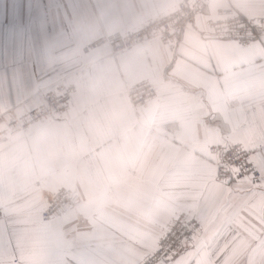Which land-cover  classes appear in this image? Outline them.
I'll return each mask as SVG.
<instances>
[{
    "label": "crops",
    "instance_id": "obj_1",
    "mask_svg": "<svg viewBox=\"0 0 264 264\" xmlns=\"http://www.w3.org/2000/svg\"><path fill=\"white\" fill-rule=\"evenodd\" d=\"M181 1L0 0V131L58 82L77 87L65 116L0 143L1 219L24 232L45 227L69 264L142 262L186 210L181 195L209 178V147L264 129V38L244 46L207 31L229 5L264 19V0H208L176 50L83 52ZM142 81L157 96L137 109L128 87ZM60 188L73 204L45 223L40 213Z\"/></svg>",
    "mask_w": 264,
    "mask_h": 264
},
{
    "label": "snow or ice",
    "instance_id": "obj_2",
    "mask_svg": "<svg viewBox=\"0 0 264 264\" xmlns=\"http://www.w3.org/2000/svg\"><path fill=\"white\" fill-rule=\"evenodd\" d=\"M211 161L209 178L181 195L190 201L174 219L158 264H264V129ZM8 213H5L7 217ZM0 264H69L47 229L30 232L0 219Z\"/></svg>",
    "mask_w": 264,
    "mask_h": 264
},
{
    "label": "built area",
    "instance_id": "obj_3",
    "mask_svg": "<svg viewBox=\"0 0 264 264\" xmlns=\"http://www.w3.org/2000/svg\"><path fill=\"white\" fill-rule=\"evenodd\" d=\"M208 6V0H183L167 13L153 18L143 26L125 32L102 36L95 43H91L85 52L93 51L103 45H110L114 53H127L133 49L158 41L162 46L176 48L179 37L182 36L185 22L194 17L203 15ZM216 18L207 19L208 34L218 40H232L239 45L247 46L264 38V19L261 17H247L237 7L231 5L221 7ZM75 86L55 85L48 90L45 100L36 108L23 113L7 125L6 129L0 131V142H5L14 136L25 133L33 124H42L47 119L62 116L70 107L71 97ZM151 91V92H150ZM151 82L141 83L128 87V95L132 105H140L155 93ZM68 98V99H67ZM235 146L213 145L210 150L215 158L223 155L224 159L231 163L228 149L238 148ZM72 193L65 188L57 190L55 195L46 204L40 213L43 222H49L53 217L59 216L72 205ZM0 212V217H1ZM179 227L178 221L171 231ZM169 230L166 232L168 233ZM162 236L161 248L154 253H149L140 264H158L161 255L165 254L164 245L168 243Z\"/></svg>",
    "mask_w": 264,
    "mask_h": 264
},
{
    "label": "rangeland",
    "instance_id": "obj_4",
    "mask_svg": "<svg viewBox=\"0 0 264 264\" xmlns=\"http://www.w3.org/2000/svg\"><path fill=\"white\" fill-rule=\"evenodd\" d=\"M229 6H231V5H229ZM201 16V15H200ZM217 16H218V11H217ZM209 18H216V17H209ZM152 20V19H151ZM150 21V20H149ZM146 24V23H145ZM128 32V31H127ZM125 33V32H124ZM105 36V35H104ZM102 37V36H101ZM101 37H98V38H95L94 40H89L84 46H83V52L84 53H89V52H91V51H89V52H85V49L88 47V46H90L91 45V43H95L98 39H100ZM180 39H181V37H179ZM180 39H179V42H180ZM154 42H157V43H159L158 41H154ZM153 42V43H154ZM179 42H178V44H177V46H176V48H174V49H171V50H176L177 49V47H178V45H179ZM165 48H167V47H165ZM167 49H170V48H167ZM112 52H113V49H112ZM113 54H115V55H118L119 53H114L113 52ZM143 82V81H142ZM147 82H151V81H147ZM139 83H141V82H139ZM152 83V82H151ZM65 85V86H70V85H74L75 86V91H74V93L72 94V97H71V104H70V107H69V109L62 115V116H60V117H53L54 119H56V118H61V117H63V116H65L68 112H69V110H70V108L72 107V105H73V100H74V96H75V94H76V91H77V87H76V85L75 84H73V83H66V82H64V81H60V82H58L57 84H55V85ZM136 84H138V83H136ZM54 85V86H55ZM135 85V84H134ZM152 85L154 86V88H155V93L153 94V95H151L149 98H148V100L146 101V102H144L143 104H140V105H132L134 108H140L141 106H143L145 103H147L148 101H150L151 99H153V98H155L156 96H157V87H156V85L154 84V83H152ZM54 86L53 87H51V88H49L48 90H50V89H52V88H54ZM47 90V91H48ZM46 91V92H47ZM46 92H45V94H44V96H43V98H42V100H41V102L38 104V105H40L44 100H45V95H46ZM151 92V91H150ZM128 97H129V95H128ZM68 99V98H67ZM129 100H130V98H129ZM130 103H131V101H130ZM37 105V106H38ZM37 106H35V107H33V108H31V109H29V110H27L26 112H28V111H30V110H32V109H34V108H36ZM17 118V117H16ZM15 119V118H14ZM11 122V121H10ZM10 122H8V124L10 123ZM32 126V125H31ZM8 126H6L4 129H6ZM27 132V131H26ZM15 137V136H14ZM10 140V139H9ZM8 141V140H7ZM6 142V141H5ZM0 143H3V142H0ZM217 145V144H216ZM218 145H220V144H218ZM213 146V145H212ZM223 146H235V145H223ZM240 146V145H239ZM210 148H211V146L209 147V150H210ZM211 151V150H210ZM66 189V188H65ZM47 204V203H46ZM46 204H45V207H46ZM72 204H73V196H72ZM45 207H44V209H45ZM43 209V210H44ZM42 210V211H43ZM1 212V211H0ZM1 215L3 216V214H2V212H1ZM61 215V214H60ZM2 216L0 217V219L2 218ZM42 220V219H41ZM177 221L174 219L173 220V222H172V224H171V226H170V228L168 229V230H170L172 227H174V225H175V223H176ZM46 223V222H45ZM167 230V231H168ZM166 231V232H167ZM165 232V233H166ZM164 233V234H165ZM163 234V235H164ZM161 240H162V236H161V238L158 240V242H157V244H156V246H155V248L151 251L152 253H154V252H157L160 248H161V245H160V243H161ZM150 252V253H151ZM148 255V254H147ZM146 258V257H145ZM141 263V262H140ZM139 263V264H140Z\"/></svg>",
    "mask_w": 264,
    "mask_h": 264
},
{
    "label": "trees",
    "instance_id": "obj_5",
    "mask_svg": "<svg viewBox=\"0 0 264 264\" xmlns=\"http://www.w3.org/2000/svg\"><path fill=\"white\" fill-rule=\"evenodd\" d=\"M184 28V27H183ZM183 34V33H182ZM147 45V44H146Z\"/></svg>",
    "mask_w": 264,
    "mask_h": 264
},
{
    "label": "bare ground",
    "instance_id": "obj_6",
    "mask_svg": "<svg viewBox=\"0 0 264 264\" xmlns=\"http://www.w3.org/2000/svg\"><path fill=\"white\" fill-rule=\"evenodd\" d=\"M101 47V46H100Z\"/></svg>",
    "mask_w": 264,
    "mask_h": 264
}]
</instances>
